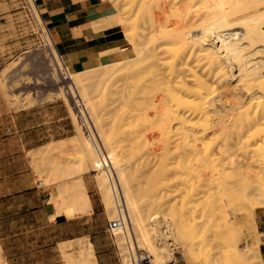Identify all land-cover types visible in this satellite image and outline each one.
<instances>
[{"label":"bare ground","instance_id":"bare-ground-1","mask_svg":"<svg viewBox=\"0 0 264 264\" xmlns=\"http://www.w3.org/2000/svg\"><path fill=\"white\" fill-rule=\"evenodd\" d=\"M28 1L39 24L43 23V25H45L35 1ZM116 1L117 3L119 2V4L115 6H118L117 8H119L120 11H115L109 16V20H111H108L111 22L109 24H118L122 26L125 40L128 41L132 47L129 50L104 57L101 62L94 59L87 65V68L82 71H75L71 66H64L66 69L65 77L68 76L73 82L74 88H72V85H69L72 97H79V101L84 106L85 113L83 112L82 118L89 134L86 133L87 135H85L80 121H78V116L76 117L75 115L74 117L72 113L73 109H71L70 112L74 117L73 120H76L75 124L78 130L81 131V133L79 132L81 134V141L79 140V142L83 147L82 154H84L80 158V161L76 162L75 166L68 165V168H65L64 166L61 169V164L57 165L55 162L53 163L54 173L51 174H57L58 172L60 174L59 176H62V178L66 177V180L59 185L58 197L53 198L52 200L57 205L59 212H61L63 208H65L68 213H76L77 211L86 212L89 210L91 206L83 182V174L91 168L98 171L99 176L97 177L99 189L103 193L106 203L105 207L110 213L109 219L113 220L117 217V208L112 195L109 177H111L112 174L115 175V177L119 178L128 210L127 217H124L125 225L113 230L114 234L117 233V239L124 240L125 248L128 249L127 252L129 253L126 254L122 252L127 256V258H125L127 260L124 262H126V264H135L137 261V250H140L141 247H146L153 255L151 264H174L170 259L174 255L172 252L173 244H175L174 242L178 240L180 234H182V230H180L181 227L175 218L174 219L177 223H171V216L169 217V222L168 220L166 221L163 218L158 217L159 215H154L156 212L152 213V211L159 206L164 208L165 206H163V204H167V206L172 208L176 206L175 202L178 199L175 200V197L177 198L176 192L178 191L181 193L183 189L186 188H188V191H199V181L201 180V177H206V175H209L210 177L214 175H216V177H221L222 179L220 180L219 188H223L224 190L223 182L228 178L226 175L231 174V176H236V171L241 168L240 165L236 166L238 165L236 162L235 165L233 164V162L236 161H233L235 151H232L231 153L230 148L236 147H228L231 146L232 140L233 143L237 145V148L238 145L240 146V153L241 151L249 152L252 153L253 157L256 156L260 158V160H264V130L259 127V125L264 123V74L261 75L260 70V68L263 69V67L258 64H252L253 61H250V58L245 56V53L247 52L243 53V47L241 49L240 46H238V41L225 42L221 38L218 41V49H220L219 53H223V57L220 58L214 56L213 49L215 46L213 45L214 47H211L207 45L211 42L217 41L219 34H221L219 32L224 30L239 28L241 32L246 35L247 39L250 40L249 43L258 39L259 33L256 28H248L244 24H240L244 21L241 16H238L241 11L233 10L232 12L231 9L234 5L239 4L241 0H233L232 2L224 0L222 1L223 6L225 5L224 3H228V1L230 3L229 5L227 4V8L224 9L221 5L218 6L216 2H214L218 7H222L223 9L221 10L215 7L216 9L214 10V6H216L214 4V11L209 10L206 12L201 21L197 20L196 17V21H193V18L191 17L196 14L189 17L190 12L192 13L190 10L192 9V5H190V9L186 8L187 10H182L184 12L180 15L183 16V19L180 22L178 19V22L172 26H166L168 28H165V26L162 25L164 27L162 29L160 28L163 31H161L162 34L158 38L160 39L159 44L155 47L152 45L151 47L147 44V42L150 41L148 38L149 36L146 35L147 33L145 34L144 32V40L142 37H139L140 39L137 40L135 29H131L132 27L130 26L127 17L124 15L122 16L124 12H121L123 8L120 4L123 0ZM156 1L159 2L160 0ZM217 1L219 3L220 0ZM162 3H159L160 7ZM173 3L177 4L178 2ZM182 3L180 4L181 6ZM189 3H187V5ZM164 4L165 2L163 5ZM165 5L162 7H165L166 9ZM253 6L256 7L255 2L251 6L252 8L248 7V9H253ZM167 7H169V5ZM177 9L179 8L177 7ZM177 9H175V13H177ZM181 9H183V7H181ZM195 9L197 11V8ZM227 13H230L229 16ZM255 15L256 12L249 15L248 20L252 19ZM231 17L236 18L230 21L229 18ZM155 18L153 15L151 20L155 21ZM186 18H190V20L188 21ZM184 20L185 22H183ZM159 22L160 20L158 23ZM156 23L157 22L155 21L154 25H156ZM159 24L161 25L162 23L160 22ZM151 26L157 32L155 27H153V24H151ZM41 28L47 43L51 46L56 63L59 67H62L64 60L56 50L54 40L48 28L46 25L44 28L42 24ZM262 31L264 30L262 29ZM156 32L154 33L156 34ZM149 35H151L150 32ZM223 36H225V34ZM145 37L146 39L148 38L149 41H146ZM152 39H154V37ZM158 39L155 41L158 42ZM241 39L242 38L239 40ZM215 43L217 44V42ZM228 61H233L232 63H235L240 74H238L239 79H237L239 81L238 83L243 88V92L241 91V93L246 94L247 96L245 97H248L252 93L260 94H258L260 99L257 101L259 104L257 107L260 106L259 108H256L255 110L250 109L249 104L252 99L244 105L240 104L241 100H238V104H232L230 108L228 107L229 111L224 110V106H221L222 109L220 106V109H217L218 106H215L217 105L214 95L215 89L211 88L212 86L209 82L208 75L212 74L213 76L226 77L229 71H232L228 68L229 66L227 67V65L230 64V62L228 64ZM118 65L119 67L128 66L129 73L124 77L123 84H116L117 82L114 80L113 75L119 69ZM232 67L233 65H231V68ZM231 73L234 74V72ZM232 74H230V76H232ZM233 77H235V75ZM130 79L136 80L134 82V80L130 81ZM140 81H142V83ZM98 83L103 86V90L106 88L108 89L109 86H115V93L120 95V106L114 107L113 110H111L112 108L109 109L114 113L113 117H111V119L109 118V121L106 120L108 117L105 118V114L103 112L101 113V110L104 107H102L103 104L100 105V103L96 101V96L94 97L91 94L93 86L96 87ZM90 85L92 88L89 87ZM100 89L101 88H99V90ZM106 92L107 90H105L104 93ZM110 92L108 94H110ZM104 93L102 92V94ZM236 94L237 93H235V95ZM238 97H240V95ZM108 125L110 126L109 129L106 128ZM109 130H112V134L109 133ZM94 133L105 146V158L95 146L93 137ZM211 134L218 135L215 136V138L218 137L220 140L218 142V150H215L214 145L211 144L210 139L213 136ZM78 136L73 135L69 137V140L67 138L66 140L70 142L71 146L76 147V145H79V142L77 141V139H79L77 138ZM66 140L62 139L61 141L54 142V146H52L51 150H56L57 152L62 151L66 145ZM228 140L231 142V144L229 143L230 145L228 144ZM173 144L175 146L174 148L172 147ZM172 148L173 150L175 149L177 154L171 150ZM159 150L162 155V157L159 155V163L157 164V162H155L157 165L156 167H154V163H152V167H154L152 172L149 169L151 172V174L149 173L150 178L153 177L155 180L153 179L154 182L148 187L149 192H143L141 189L135 187L138 185L133 184L134 182H132V179L135 178V175L127 170L129 167H127L124 162L126 161L125 158L133 159L134 157L136 162V159L142 155V158L144 159H138L143 167H147L149 165V160L151 162V157L154 154L156 156V154L159 153ZM171 151L174 152V157L171 155ZM51 153L53 154V152ZM138 154L139 156H136ZM155 156H153V158ZM130 159V162L127 161L129 164L128 166L134 163ZM168 159L175 160L170 162ZM63 165L64 164H62V166ZM134 165H136V163ZM141 165H137L139 166L137 167V170H139L138 168H140ZM262 166L261 168L264 170V167ZM131 167H133V164ZM134 168H136V166L133 167V169ZM262 169L261 171H263ZM261 171L259 173H257L258 171L254 173L255 170L246 171L245 169L244 172L242 170L243 173L241 174L249 179V184L257 182L258 184L255 188L264 196V174ZM51 172H53V169ZM138 173L139 172L137 171V174ZM169 173H172L170 174V176L172 175L171 179L170 176L167 175ZM39 175H41V171ZM165 175H167L168 178H166L167 176ZM146 176H149L148 170L145 177ZM46 178L48 179L49 177ZM46 178L43 180L46 181ZM181 184L182 186L185 185L186 188L182 187L181 190L179 187ZM167 187L173 188L171 192L169 191L171 197L174 196L175 201L172 199L173 203L171 202V199L166 200V197L168 196L169 198L170 194L165 192L167 194L166 196L163 189L167 190ZM169 189L171 188H168V190ZM173 193H176V195H172ZM182 194L183 195H180L183 196L182 198L184 200L182 203L184 204V201L186 200V198H184L185 193ZM192 194L194 195V193ZM195 196L193 198L185 196L187 197V200L190 198L188 203L185 202L187 204L191 202V205L189 204L190 207L188 206L189 210L185 208L188 210V213L189 211H192V203L198 200ZM141 197L143 198L142 202L140 201L142 199ZM168 203H170V205H168ZM182 207L184 208L183 205ZM168 213L166 212V214ZM177 224L180 229L177 227ZM82 242L84 243H80L82 246L80 247L78 254L75 256H73V253L72 255L69 254V252L65 253V251H63V256L66 259L67 264H97L93 246L89 239ZM121 246L123 247V245ZM121 246H119L120 249ZM238 252L239 253L235 255L226 254L222 256V258L215 259V263L246 264L254 257H259V255H261L260 250H258L257 253L256 250L250 247H248L247 251H240L238 249ZM0 264H7L2 254V247H0Z\"/></svg>","mask_w":264,"mask_h":264},{"label":"rangeland","instance_id":"rangeland-1","mask_svg":"<svg viewBox=\"0 0 264 264\" xmlns=\"http://www.w3.org/2000/svg\"><path fill=\"white\" fill-rule=\"evenodd\" d=\"M8 1H9L10 6L0 7V16H3V18H0V121L6 120L7 118H11V115L15 114L17 111L21 109H31L32 107L36 108L38 106L48 105V104H60L62 105L67 117L65 120H63V123H62L63 127L59 128L58 132L54 133V137L60 138V137L70 136V135L75 134L76 136L79 135L77 137L79 138L77 139V141L78 142L79 140L81 141V134H80L81 131L78 130L75 124L76 120L75 121L73 120L75 115L76 117L78 116L77 117L79 119L78 121H80V124L82 126V129L84 130L83 132L85 133V135L89 134V132H87L88 129L86 128L84 120L76 106L75 101L79 97H76V98L72 97V94L69 90V85L70 86L72 85V88L74 87H73L72 79L68 78V76L65 77L66 69L64 66H67V65L63 63L62 67H59V65L56 63V59L53 56L54 54L52 52L51 46L47 43L43 35L41 24L42 26H44V28H45V25H43V23L39 24V22L37 21L31 9L29 1L28 0H8ZM108 1H110V5L113 6V9L115 11H120L119 8H117L118 6H115V5H118L119 2L117 3L116 0L115 1L108 0ZM163 1L164 0H160L159 2H157L156 0H123L120 4V6H122L123 8L121 12L122 13L124 12L122 16L124 15L125 17H127L128 22L130 26L132 27L130 28L135 29V32H136L135 36H137L136 37L137 40L140 39L139 37H142V39L144 40L143 35L147 33L146 35L149 36L148 38L150 41L148 40V38L146 39V37L145 39L146 41H149L147 42V44L150 45L151 47L152 45L153 47H155L157 44H159L160 39L158 38L162 34L161 31H163L161 29L164 26L165 28H168L169 26L176 24V22H178V19L180 22L183 19L182 18L183 16L180 15L184 12L182 10H187L186 8L190 9L191 7L190 5H192L191 7L192 9H190L192 13L190 12L189 17H191V15L193 14H196L195 16L193 15L191 17L193 18V21L195 20V17L197 20L201 21L202 18H204L203 17L204 14L208 12L209 10L214 11L216 9L215 7L221 10L223 8L225 9L227 8V4L228 5L230 4L229 1L232 2L233 0H229L228 3H224L225 7L222 5L223 3L222 1L224 0H220L219 3L217 0H184V1L183 0L182 1L172 0V2L171 0H165L164 2L166 5L165 4L164 5L166 6V9L165 7H162L164 6ZM189 1L191 4L189 3ZM173 2H178V3L176 4ZM214 2H216L218 6L221 5L223 8L218 7ZM254 2L256 3V7L253 6V9L249 10L248 7H251L254 4ZM159 3H162L161 7ZM181 3H182V6L180 5ZM187 3L189 4L187 5ZM214 4L216 6H214ZM168 5L169 7H167ZM231 5H230V8H231ZM213 6H214V10H213ZM177 7L182 12H180L179 9H177ZM181 7H183V9H181ZM174 8L177 9L178 14L175 13L176 10ZM195 8H197V11ZM231 10L232 12L233 10L241 11V13H239L240 15L238 16H241L244 21H242L240 24H244L248 28L249 27L256 28L257 32L259 33L258 39H256L254 42L249 43L250 40L247 39L246 35L243 32H241L239 28H234V29H230L231 31L230 30L220 31L219 33H221L222 35L219 34V38L217 39V41L211 42L210 44H207V45L211 47L215 46V48L213 49L214 56H217L218 58H220V57H223V53H219L220 49H218L219 47L218 41L221 38L225 42L227 41L237 42L238 41V46H240L241 49L243 47L242 49L243 53L247 52L245 53V56H248L250 58V61L254 62V63L252 62V64H258L263 67V69L260 68L261 75H262L264 74V38H263L264 31H262V29L264 30V0H254V1L241 0L240 3L237 5H234V7ZM255 12H256V15L252 19L248 20L249 15H252ZM227 14L229 16L230 13H227ZM153 15H154V18L156 17L155 18V21L157 22L156 25H154L155 21L151 20V18H153ZM177 15H178V18H177ZM235 18L236 17H233V18L231 17L229 18V20L232 21ZM157 20L158 21L160 20L162 24L160 25L159 24L160 22L158 23ZM186 20L189 21L190 18H186ZM183 22H185V20ZM151 24H153V27H155L157 32L154 30V28H152ZM120 27L123 33V27L122 26ZM152 30L156 32V34ZM164 30H167V29H164ZM149 32L151 35H149ZM224 34L225 36H223ZM239 36L240 38H242L241 40H239L240 39ZM153 37L154 39H152ZM228 37H231V38H228ZM157 39H158V42L155 41ZM215 42H217V44ZM229 62L230 61H228V64ZM232 62L233 61H231L230 64ZM230 64L227 65V67L229 66L228 68L232 70V71H229L230 74H232L231 72H234L232 76H230L229 73L226 77H219L216 75L213 76L212 74L208 75V78L210 80L209 82L212 86L211 88L215 89L214 95H215L216 104H217L215 106L216 107L218 106L217 109L219 108V106L221 109L224 106V110L229 111L228 107L230 108L232 104H236V103L238 104V100L239 101L241 100L242 103L240 102V104L244 105L245 103L249 102L252 99L253 102L250 101L251 103L249 104L250 109L255 110L256 108H259L260 106L257 107V105H259L257 101L260 99L259 97L260 94L252 93L251 95L248 96L249 99L248 97H245L247 95L241 93L243 88L238 83L240 74L236 68V65L235 63H232L231 64L233 65L232 67L233 69H232ZM118 68L119 69L113 75L114 80H116L117 82L116 84L118 83L123 84L124 77L129 73L128 66L119 67L118 65ZM234 75L235 77H233ZM133 80L130 79V81H133ZM140 82L142 83V81ZM238 85L240 86V88ZM89 87H91V85ZM98 87L101 89L99 90ZM102 87L103 86L100 85L99 83L96 87L93 86L94 90L93 89L91 90V94L94 97L96 96L95 97L96 101L100 103V105L103 104L102 107L103 106L104 107L101 110V113L103 112L105 114L104 117L105 118L108 117V119L106 120L109 121L111 117H113L114 115V113L111 110H113V108L116 106L118 107L120 106L121 99H120V95L115 93V88H114L115 86L113 87L109 86L108 89L106 88L105 89L107 90L106 93H104L105 90H103ZM102 92L105 95L102 94ZM109 92L110 94H108ZM235 93H237L238 96L240 95L241 98L238 97L237 94L235 95ZM241 94L243 95V97ZM71 109H73L72 113L74 117L72 116V113L70 112ZM259 127L264 130V123L259 125ZM106 128L109 129L110 126L108 125L106 126ZM109 133L112 134V130H109ZM216 135L217 134L213 135L210 140H211V144L214 145V149L218 150V142L220 140L218 139V137L215 138ZM54 137L51 136L50 139H54ZM229 143L231 144L230 141L228 142V144ZM232 144L231 146H228V147H232V146L236 147V148H230L231 153L232 151L233 152L235 151L233 161L234 160L236 161H234L233 164L235 165L237 163L238 165L236 166L240 165L241 168L240 170L236 171L235 173L236 176L234 175L231 176V174L230 175L227 174L228 176L226 175V177L228 178H226V181L223 182L224 190L223 188L222 189L219 188V183H220V180L222 179L221 177H216V175L210 177L209 175H206V177H201V180L199 181V184H200L198 188L200 189L199 191L198 190H196L197 192L195 190L194 191L192 190L193 192L191 190L188 191V188H186L185 185L182 186L181 184V186L179 185L180 189L182 187L186 189H183L181 193L179 191L176 192L177 195L176 193L172 194V195L177 196V198L175 197V200L178 199L177 201L179 203L176 201L175 202L176 206L172 208L170 206H167V204H163V206H165L166 208L159 206L156 209H154V211H152V213L156 212L154 213V215H157V216L159 215L158 217H161L166 221L168 220L169 222H170L169 217L171 216L170 217L171 223L178 222L181 227L180 229L179 225L177 224V227L180 230H182V234H180L179 239L174 242L175 244H173V250H172L174 255L171 257V259L169 258L170 261L174 264H216L215 259L222 258V256L226 254L235 255L239 253L238 249L240 251H247L248 247L256 250V252L260 250L258 248L261 247L262 253L260 252L261 255H259V257L258 256L254 257L252 260H250L246 264H264V251H263L264 232L262 231L260 227V221L264 220V196L260 194L259 190H256L255 186L258 184L257 182L256 183L253 182V184L252 183L249 184V179H247L246 176L241 174L245 171V169L246 171L255 170L254 173H256V171H258L257 173H259L262 169L261 166L263 165L262 167H264V164H263L264 162H262L264 160L262 159L260 160V158L256 156L253 157L252 153H249V152L241 151L240 153V149H241L240 146L238 145V148H237V145L233 143V140H232ZM70 146L65 152L60 151L58 158L59 159L61 158L64 161V163L68 164L69 166H72V165L75 166L76 162L80 161V158L84 154V153L82 154L83 147L80 144V142H79V145H76V147L75 146L70 147ZM172 147L173 148L175 147L174 144ZM173 148L171 150H173ZM173 151L175 152V149ZM174 152L171 151L172 156ZM157 154H158V157H157ZM157 154L156 156L155 154L153 155L155 156L154 158L153 156L152 157L150 156L151 162L149 160V165L147 167H143L141 165L142 163L140 162L139 159L142 158V155H140L141 157L139 156V154L136 155V156H139L138 157L139 159L136 157L138 159V160L136 159V162H135L134 157L133 159L129 158L132 162H134V163L131 162L133 164V167L136 166V168L134 169L133 167H131L132 165L131 163H130L131 165L128 166L129 165L128 162L130 161L127 157L125 158L126 161L124 162L127 165V167H129L127 168V170L129 172L131 171V173L135 175V178L132 177L134 179V180L132 179V182H134L133 184L138 185L135 187L141 189L143 192L146 191L148 193L149 192L148 187H150V184L154 182L153 181L154 178L151 177L152 178L151 179L150 174L152 172V169H154V167L157 166L155 162H157L158 164L159 163L158 161L160 160V156L162 157V155L160 154V150H159V153ZM169 157H170V153H169ZM54 158H57L56 155L54 156ZM49 160H51V157L49 156L44 157L42 160H39L38 161L39 168L44 169ZM174 160H169V161L172 162ZM135 163L136 165H134ZM152 163L155 164V165L153 164L154 167H152ZM138 164L141 165L140 168H138L139 170H137V167H139L137 166ZM33 168L38 176V179L41 180L42 185L49 188L50 192H52L56 186L55 183H52V182L51 184L43 183V177H45L47 172H44L43 175L40 176L34 164H33ZM146 169L148 170L149 176L145 177L147 173ZM149 169L151 172L149 171ZM136 170L139 172L138 174ZM261 172L264 174V170ZM86 174L89 176L87 178L90 179L93 185V189L95 193L93 197L97 199L99 203H101V213L99 214V222L101 224V229L105 230L104 232H102L101 245L103 247V245L107 243V247L111 248L113 251L112 252L113 258L115 259L117 264H126V262L124 261L127 260L125 259L127 258V256L124 253L127 254L129 252H127L128 249L125 248L124 240L117 239L118 236L116 235L117 234L116 231H115L116 234H114L108 229V221L110 220L109 219L110 213L105 207L106 203L104 200V196L101 190L99 189L98 177H97L99 176L98 171H95L90 168ZM170 174L172 173H169L167 175L170 176ZM171 176H170V179H171ZM237 177H238V180H237ZM166 178H168V176ZM168 188H171V189L168 190ZM172 189H173L172 187H167V190L163 189L164 194H166L167 192H168L167 194H170ZM182 193H185L184 198H186L185 201L187 203H188V200L191 197L193 198L196 193L195 198L198 200L192 203L193 204L192 211H189V213H188V210H189L188 206L191 202L187 204L184 201V204H183L182 201L184 199L182 198L183 196H181L183 195ZM192 193H194V195ZM185 196H188L190 198H188L187 200V197ZM166 198H167L166 200L171 199L172 203L173 201H175L174 196L171 197V194L169 198L168 196ZM101 199L103 203L101 202ZM142 200L143 198L140 201L142 202ZM180 202L182 203L184 208L182 207ZM177 204H180V205H177ZM168 205H170V203H168ZM185 208H187L188 210H186ZM166 212L167 213L169 212V213L166 214ZM166 215H167V218H166ZM174 218L176 219L177 222L175 221ZM256 222H257V225H256ZM50 236L51 234L49 233L41 235L42 238H48ZM45 241H46V244H48L49 241H51V239L44 240V242ZM77 243H78V240L71 243L72 244L71 248H73L72 249L73 251ZM121 245H123V247ZM119 246H121V249ZM17 249H21L23 252H25L24 256H22V259H23L22 264H65V261H64V258L61 252H56L55 250H53L52 246H33V247L27 246V247H21ZM140 252L149 253L151 255V259L153 258V255L147 250L146 247H141Z\"/></svg>","mask_w":264,"mask_h":264},{"label":"crops","instance_id":"crops-1","mask_svg":"<svg viewBox=\"0 0 264 264\" xmlns=\"http://www.w3.org/2000/svg\"><path fill=\"white\" fill-rule=\"evenodd\" d=\"M35 4L56 50L64 63L75 71L85 70L94 59L101 62L104 57L132 47L125 40L121 27L109 24V16L115 10L108 0H35ZM2 6H10L9 1L0 0ZM66 117L62 105L48 104L21 109L11 118L0 121V247L7 264H22L25 252L17 248L27 246H52L62 256L63 251L75 256L82 246L80 243L86 239L93 246L97 264H117L107 243L101 245L105 231L99 222L101 203L93 197L95 193L87 172L83 174V182L90 200L89 210L68 213L63 208L59 212L52 200L58 197L59 185L66 180L58 172L51 174L54 162L61 164V169L68 166L61 158H52L54 154L59 157L60 152L51 150L54 142L73 136L54 137ZM51 136L54 139H50ZM68 140L61 152L69 148ZM48 156L51 161L40 169L38 161ZM33 164L38 174L41 171L40 176L47 172L43 179L49 178L43 183H55L52 192L42 185ZM260 227L264 232V220L260 221ZM46 233L51 236L42 238ZM49 239L51 241L46 244L44 240ZM77 240L73 251L71 243ZM260 251L262 253L261 247ZM64 261L67 264L65 258Z\"/></svg>","mask_w":264,"mask_h":264},{"label":"built area","instance_id":"built-area-1","mask_svg":"<svg viewBox=\"0 0 264 264\" xmlns=\"http://www.w3.org/2000/svg\"><path fill=\"white\" fill-rule=\"evenodd\" d=\"M65 67H67V66H65ZM75 102H76L77 109L79 110V112L82 116V114L84 112V106L79 101V98ZM93 137H94V142H95L96 148L103 154V157L105 158L106 157L105 146L95 136V133L93 134ZM109 179H110V187L112 190V195H113L115 205L117 208V217L113 220L108 221V229L111 232H113V230L115 228L125 225L124 219L127 217L128 210H127V205L125 203L123 190H122L119 178L115 177V175L112 174L111 177H109ZM150 263H151V255L149 253H141L140 250H137V261L135 262V264H150Z\"/></svg>","mask_w":264,"mask_h":264}]
</instances>
